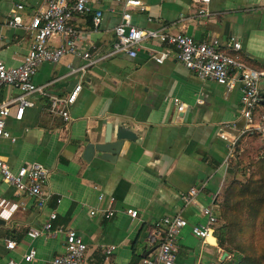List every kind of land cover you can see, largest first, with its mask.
Masks as SVG:
<instances>
[{
    "label": "crops",
    "instance_id": "1",
    "mask_svg": "<svg viewBox=\"0 0 264 264\" xmlns=\"http://www.w3.org/2000/svg\"><path fill=\"white\" fill-rule=\"evenodd\" d=\"M139 1L140 5H125L124 0H89L90 8L102 10L100 24L93 25L92 13L74 15L72 23L79 47L93 60L65 55L57 63L39 66L34 82L50 94L66 95L81 83L69 121L49 113L46 97L30 96L33 106L24 109L21 119L14 117L11 104L5 126L15 140L0 138V156L13 170L37 163L46 168L48 178L38 206L37 198L17 193L0 175V264H51L64 249L62 231L67 229L75 230L87 244L85 264H142L161 242L159 220L175 214L188 224L177 235L174 264L221 261L225 251L216 234L217 243L203 241L192 234L191 225L206 221L202 207H212L217 216L220 192L231 176L230 159L249 144L259 143L264 153L259 133H242L240 84L235 81L227 89L198 78L176 60L172 47L156 39L141 41L134 57L112 52L114 28L128 11L131 24L139 28L165 27L198 41L217 38L222 45L234 36L241 44L243 62L259 69L264 67V0ZM19 3L23 24L10 26L8 20ZM43 6L44 0H0V61L7 66L22 62L31 43L26 26ZM199 8L209 14L198 15ZM59 42L53 39V44ZM162 49L171 55L158 64L150 54ZM259 89L264 93V77ZM18 94L10 86L1 90L7 100ZM176 101L182 104L181 111ZM107 123L133 130L136 140L124 141L115 162L97 155L86 161V140L101 139ZM192 187L199 192L195 202L186 205L181 196ZM109 207L114 214L105 218L103 210ZM128 208L137 210V217H129ZM92 210L96 213L90 214ZM52 212L51 232L30 238L28 230L41 227ZM7 240L15 241L16 247L8 249ZM109 245L116 248L105 255ZM30 248L35 256L25 261Z\"/></svg>",
    "mask_w": 264,
    "mask_h": 264
},
{
    "label": "built area",
    "instance_id": "2",
    "mask_svg": "<svg viewBox=\"0 0 264 264\" xmlns=\"http://www.w3.org/2000/svg\"><path fill=\"white\" fill-rule=\"evenodd\" d=\"M194 1L204 4L209 2V0ZM88 2L89 0H44V6L32 15L26 26L31 34V43L22 62L18 66H7L0 61V138L15 140L5 126L11 104L15 105L14 117L21 119L24 109L33 106V101L30 98L32 95L48 98V111L51 115L59 116L64 121L71 119L70 106L77 99L82 88L81 83L76 84L66 95L58 96L50 94L44 85L36 84L34 76L42 63H57L65 55H79L86 60H93L87 50L79 47L78 30L72 23L74 15L92 13L93 25L97 27L100 24L102 10L90 8ZM124 4L140 5V1L124 0ZM22 9L23 4H17L16 11L8 20L10 26H22L20 13ZM197 13L200 16L209 14L206 8H199ZM114 34L115 41L112 52H125L134 57L136 48L141 41L149 38L156 39L160 43L172 47L176 60L198 78L213 80L227 89H230L234 82L238 81L240 84V116L245 120L242 133H259L263 138L264 145V105L262 104L264 93L259 89L260 80L264 77V67L254 69L243 62L240 56L241 44L236 37L230 36L222 45L217 38L198 41L185 32L169 33L165 27L139 28L131 24V14L128 11L121 14L120 22L114 28ZM54 38L59 39V44H53ZM170 55V52L162 49L159 52L151 53L150 57L156 63L162 64ZM5 86L18 90L19 94L9 100L3 99L1 90ZM175 103L177 110L181 111L182 104L178 101ZM221 137L227 140L224 133H221ZM234 144L235 140L229 143V152ZM0 175L2 180L12 186L17 193L37 198V205L42 206L43 201L40 196L48 178L46 168L32 163L13 170L8 162L0 156ZM198 192V188H190L181 196L183 203L193 204ZM110 201L112 202L113 198H110ZM200 212L206 221L192 224L191 232L197 238L205 241L211 231L214 233V226L218 220L210 206L202 207ZM95 213L94 210L90 211V214ZM126 213L129 217L135 218L138 212L128 208ZM113 214L114 208L112 207L103 210L105 218H110ZM54 218L55 213L52 212L41 227L30 228L27 235L34 239L50 233L52 230L51 221ZM187 224L186 219L180 215L163 216L158 222V225L162 226L161 242L152 254L142 259V264H174L177 252V235L179 230ZM62 233L65 242L64 249L54 256L51 264H85L84 255L87 249L85 241L73 229L64 230ZM6 247L12 250L16 247V242L7 240ZM115 248V245L107 246L104 250L105 255L111 254ZM34 256L35 249L30 248L24 254V260L30 261ZM10 264H14V262L10 261Z\"/></svg>",
    "mask_w": 264,
    "mask_h": 264
},
{
    "label": "trees",
    "instance_id": "3",
    "mask_svg": "<svg viewBox=\"0 0 264 264\" xmlns=\"http://www.w3.org/2000/svg\"><path fill=\"white\" fill-rule=\"evenodd\" d=\"M241 183L238 180L231 181L219 196L216 207L217 220L222 224L214 227V233L218 239V246L228 255H232L231 242H234L236 234L241 236L242 233L244 241H251L262 225L264 228V192L254 184ZM239 211L240 214L244 212L245 217L236 220L235 214ZM262 252L259 257L233 253L229 259H223L217 264H259L264 260V251Z\"/></svg>",
    "mask_w": 264,
    "mask_h": 264
},
{
    "label": "rangeland",
    "instance_id": "4",
    "mask_svg": "<svg viewBox=\"0 0 264 264\" xmlns=\"http://www.w3.org/2000/svg\"><path fill=\"white\" fill-rule=\"evenodd\" d=\"M259 148V143L249 144L243 147L242 151L236 154L235 158L233 157L228 164L230 170V178L227 180L225 185L220 192V195L223 193L224 189L228 184L233 180H238L241 184H254L256 187H259L264 192V153H261ZM240 151V149L238 150ZM240 211L236 213V218H244L245 213ZM237 220V219H236ZM222 223L218 220L217 226L219 227ZM234 242H231V254H250L253 257H259L264 251V228L263 225L259 228L256 237L251 241H244V236L241 233L235 235ZM232 255L225 256L224 259L230 258ZM264 261V260H262ZM259 262V264H264V262Z\"/></svg>",
    "mask_w": 264,
    "mask_h": 264
},
{
    "label": "water",
    "instance_id": "5",
    "mask_svg": "<svg viewBox=\"0 0 264 264\" xmlns=\"http://www.w3.org/2000/svg\"><path fill=\"white\" fill-rule=\"evenodd\" d=\"M262 104L264 105V101ZM125 140H136V133L122 125L112 128V126L107 123L105 133L101 139L98 138L94 142L86 140L87 143L84 148L83 158L89 161L94 155H97L102 160L115 162ZM207 240L217 243V239L212 231ZM226 255L227 253L223 252L220 260H223Z\"/></svg>",
    "mask_w": 264,
    "mask_h": 264
}]
</instances>
